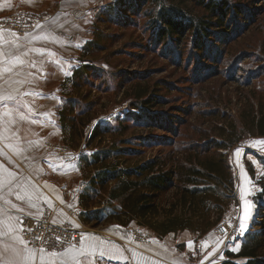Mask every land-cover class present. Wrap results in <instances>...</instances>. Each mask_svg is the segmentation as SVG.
Wrapping results in <instances>:
<instances>
[{"label":"rangeland","instance_id":"obj_1","mask_svg":"<svg viewBox=\"0 0 264 264\" xmlns=\"http://www.w3.org/2000/svg\"><path fill=\"white\" fill-rule=\"evenodd\" d=\"M114 1L32 0L30 3L29 0H14L13 9H4L0 13V28L15 32L19 37L18 43L23 46L21 51H27L28 55L23 58L25 60L29 58L30 61L29 64L23 66L22 70L28 67L29 70L35 69L43 74L41 84H39L43 88L51 89L55 95V97L52 95L51 103L56 105L58 128L48 129L49 132L46 136L51 138L52 154L55 153L57 155L54 156L62 157V160L58 161L57 168L60 171L58 179L63 182V185H67L64 187V189L66 188L64 191L66 201L64 203L55 202L54 205L45 207L42 215L45 216L52 212L51 218L54 221L57 211L62 210L66 218L61 225L78 230L81 234L85 229L86 231L102 230L107 226L128 228L121 239L131 243L130 240L140 241L144 237L150 236V233L159 236L136 219H131L128 225L122 224L124 218L120 219L122 222L117 218H108L100 224L82 220L80 213L87 207L95 211L97 207L102 208L105 205V209H107L109 205L112 206V202H108L109 186H106V189L93 191V203L89 205L82 203L79 195L88 186L91 177L101 168V165L89 164L83 157L90 156L99 149L120 147L127 149L128 153L119 158L112 156L108 161L118 163L116 165L119 167H135L149 158L168 155L173 150L169 147L168 142L166 143V141L174 139L171 134L172 126L174 129L177 128V119L184 120L186 118L182 113L177 114V110L188 109L190 104L194 105L195 110L200 105L203 106V109H219L229 119L233 118L240 129L244 98L251 96L252 90L259 89L261 85L264 86V77L259 82L246 84L245 80L239 81L230 78L229 75L233 72V68L226 66L220 75L204 84H195L193 94L184 98V94L179 90H183L189 85L191 77L189 70H192V67L185 70V66H177L171 57L167 58L163 53L165 52L163 51L164 46L156 53L151 44L143 52L137 49L138 44H135V41H141L139 39L143 38V45H145L144 39L151 35L155 29L152 30L150 26H144L145 22H141L143 21L142 12L152 9L158 4L157 2L164 0H156L144 8H141L140 4L135 6L136 9L138 8V11L135 12L137 19L135 25L125 24L126 18L132 16L129 14L126 17L125 15L128 14H124V8L117 5L112 7L114 9L109 8ZM229 1L236 2L245 9V16L230 14L234 15L235 21L238 20L241 24L249 22L250 17H255L257 15L255 11L261 13V9H264V0ZM8 2L10 1L3 2L2 6L5 7ZM129 2L130 0L126 3L127 7ZM107 10L110 13L107 14ZM120 19L121 21H118ZM244 19L246 21H243ZM145 21H148V18H145ZM37 22L41 27H35ZM212 31L216 37L210 38L208 42L215 45L216 50L212 55H216L221 46L217 42L221 30L212 29ZM139 34L141 35L138 37ZM4 35L6 39H10L7 32ZM93 39L101 46H97L93 52L88 50L84 52L82 49L88 41ZM128 43H131L130 46ZM0 47L6 48L7 45H0ZM169 48L172 53L175 51L174 47ZM84 60L101 69L95 73L93 70L89 75H86L85 85L80 92L84 94L88 92V99L97 100L98 103L96 106L91 104L90 115L93 118L87 125L83 126L80 121L77 122V131L82 133L73 136L68 135L70 128L62 129L58 124V107L64 109L63 93L72 94L74 91L71 80L68 79L75 69L85 62ZM31 62L35 63L34 67L31 66ZM243 65L246 68H250L251 65L252 69L257 67L247 60ZM206 67L212 71L218 69L215 64L201 60L193 72L199 69L206 71ZM16 68L20 69V66H16ZM250 71L247 73L241 69L239 73H243L244 79H247ZM142 74L149 79L141 77ZM155 80H160L163 84L160 86L163 88L157 92L151 90L150 94L156 93V95L162 96L165 104L162 107L147 108L141 104L131 107L130 103L136 101L128 94L127 90L138 83H152ZM138 114H143V116L136 117ZM194 117L191 120H194ZM105 124L111 125V131L91 138L95 127L99 125L102 128ZM213 125H215L214 122L205 121L203 123V126H209V129ZM213 134L212 131L211 136ZM188 135H192L191 129ZM194 137L197 138L198 135H194ZM89 138L91 139L88 140ZM257 141H264V136L245 132L239 143L231 148L222 149L229 170L233 173L232 185L223 190L221 197L224 213L204 234L189 230L196 246L201 249L208 247L214 251L204 259V254L201 253L198 257L191 258L188 264H208L222 260L228 250L237 253L241 249L244 235L250 230L261 229L262 226L256 223L264 221V196L259 195L261 193L260 181L264 177V144L255 143ZM248 157L255 159L254 163ZM232 158L240 159L239 168L243 169L244 175L240 171V177L234 174L235 166ZM239 184L244 188L243 191L237 190ZM238 195L246 199L245 205H242L241 208L238 206ZM217 216L218 214L215 212L211 213L210 220H216ZM59 217L62 218L61 215ZM128 234L132 235L130 240L127 238ZM113 243L119 247L115 242ZM29 247L32 246L29 245ZM101 261L97 259L96 263L101 264Z\"/></svg>","mask_w":264,"mask_h":264},{"label":"trees","instance_id":"obj_2","mask_svg":"<svg viewBox=\"0 0 264 264\" xmlns=\"http://www.w3.org/2000/svg\"><path fill=\"white\" fill-rule=\"evenodd\" d=\"M127 1L115 0L109 8L116 5L124 8V14H128L125 16H132L126 18L125 24L135 25V12L138 11L135 6L140 4L141 8H144L156 0H130L128 7ZM157 3L152 9H146L141 14L144 26L155 29L144 39L145 45L143 38L139 39L141 41H135V44H138L136 48L143 52L151 44L157 53L164 46L163 53L167 58L171 57L177 66H185V70L192 67V70H189L190 81L187 79L189 85L179 90L184 94V98L193 94L195 84H204L220 75L226 66L233 68L230 78L245 80L246 84L259 82L264 77V9H261V13L255 11V17H250L249 22L241 24L230 14L245 16L246 11L236 2L229 0H164ZM106 12L110 13L109 10ZM145 18H148V21H145ZM212 29L221 30L217 40L221 46L216 55H212L216 50L215 45L208 42L210 38L216 37ZM147 41L148 43H145ZM128 44L130 46L131 43ZM97 46L101 45L93 39L88 41L82 50L93 52ZM169 47H174L175 51L172 53ZM201 60L215 64L218 69L212 71L206 67V71L199 69L193 72ZM246 60L257 67L252 69L250 65V68H246L243 65ZM84 61L68 79L71 80L74 91L72 94L63 93L64 109L58 107V124L62 129L70 128L68 135L73 136L82 133L77 131V122L80 121L83 126L87 125L93 118L90 115L91 104L96 106L98 103L97 100L88 99V92L84 94L80 91L85 85L86 75L101 68ZM241 69L247 73L253 71H250L249 78L244 79L243 73H239ZM141 77H144V74ZM144 79L149 78L145 76ZM160 85H163L160 80H155L152 83L143 82L130 87L127 92L136 101L130 103V106L141 104L147 108L162 107L165 104L162 96L150 94L151 90L157 92L162 89ZM244 100L240 129L233 118L229 119L219 109H203L200 105L195 110L192 104L188 105V109H178L177 114L182 113L186 118L177 119V128L172 126L171 134L174 139L166 143L168 142L173 150L168 155L149 158L135 167H119L116 165L118 163L108 161L112 156L119 158L128 153L127 149L120 147L99 149L90 156L83 157L89 164L101 165V168L91 177L81 194L79 193L82 203H93V191L109 186L108 202H112V206L109 205L107 209L105 205L102 208L97 207L95 211L87 207L85 212L80 213L82 220L100 224L108 218H117L119 221L124 218L123 222H120L128 225L131 219H136L159 237L184 230L206 233L222 217L223 190L231 186L233 181V173L229 170L222 149L239 143L245 132L264 136V86L252 90L251 96ZM85 116L86 119L82 121ZM138 116L143 114L136 115ZM193 116L194 120H191ZM205 121L214 122L215 125L209 129V126H203ZM110 126L105 124L101 128L97 125L91 138L111 131ZM188 129L192 130V135H188ZM260 185L259 195L264 196V177L263 180L261 178ZM214 212L218 216L216 220L211 221L210 214ZM256 224L261 225V229L247 232L239 252L228 250L225 253L226 258L219 264H264V221H258Z\"/></svg>","mask_w":264,"mask_h":264},{"label":"crops","instance_id":"obj_3","mask_svg":"<svg viewBox=\"0 0 264 264\" xmlns=\"http://www.w3.org/2000/svg\"><path fill=\"white\" fill-rule=\"evenodd\" d=\"M5 1L7 0H0V13L4 9L14 8V0H9L10 2L3 7L2 4ZM26 60L30 61L29 58ZM15 70L19 69L16 68ZM9 75L5 73L4 79H0L1 97L4 95L5 88L7 87L5 79ZM42 77L43 74L39 71L35 69L29 70L26 67V69L20 71L19 77H15L16 79L25 80V83L16 86L19 88V93H12L16 96V100L4 101L0 99V135L3 134L6 121L14 120L19 122L18 141L11 139V132L8 133L10 137L8 141L0 139V149H2V152H0V164H3L9 170L23 171L30 178L31 184L36 186L35 192L39 197L34 198L32 201L35 207L29 206L27 201H16L15 196L8 197L10 201L16 203L22 209V211H17L16 209L9 208L10 214L18 216L19 219L23 215L40 217L45 207H50L55 202L64 203L66 201L64 197L66 188L64 189V187L67 185H63V182L58 179L60 171L57 165L59 164L58 161L62 160V157L54 156L57 155L55 153L52 154L51 138L48 135L46 136L47 132H49L48 129L58 128L56 124V105L51 103L52 95L54 97L55 95L51 89L43 88L40 85ZM7 91L11 92L12 90L8 88ZM24 93H30V95H24ZM5 112H9L10 115H4ZM21 115H23L24 119H20ZM16 128V124L11 125L12 130ZM29 142H31V146H29ZM9 143L14 144L21 150L20 156L16 155L13 148L7 147ZM239 160L238 158H232L235 166L234 174L237 177H240L239 171L244 175L243 169L239 168ZM249 160L253 162L255 159L250 158ZM241 188L243 187L239 184L237 190L243 191L244 188L242 190ZM238 199V206L241 208L242 205H245L246 199L243 196L242 198L239 197V195ZM0 206H3V201H0ZM65 218L66 216L62 210H58L54 222L57 224L64 223ZM127 230L128 228L124 227L107 226V228L102 230L93 229L86 231L85 229L83 235L110 241L109 244L104 245L106 249H123L124 255L128 257L127 261L105 258L101 261V264H188L191 258H196L202 253L204 254V259L205 256H209L214 251L210 248L208 249V247H205V251V248L201 249L196 246L189 230H184L177 234L172 232L164 237L162 236L163 238L157 237L155 234L151 235L152 233H150V236H146L140 241L133 239L131 241L130 237L132 235L128 234L127 238H129L131 243H127V241L121 239ZM113 242L119 247H116ZM133 251L137 253L136 257H133ZM141 257L144 258L142 261ZM223 257L226 258V255ZM220 261L209 262L208 264H219Z\"/></svg>","mask_w":264,"mask_h":264},{"label":"snow or ice","instance_id":"obj_4","mask_svg":"<svg viewBox=\"0 0 264 264\" xmlns=\"http://www.w3.org/2000/svg\"><path fill=\"white\" fill-rule=\"evenodd\" d=\"M31 3L32 0H29ZM35 27L39 28L41 25L37 22ZM5 32L8 33L10 39L5 38ZM28 35V34H26ZM19 37L15 32L0 28V45H7L6 48H0V79H4V74H10L5 79V85L7 86L4 91V95L0 99L16 100V96L12 93H19L17 85H22L25 80L16 79L20 76V70L29 61L23 57L28 55L27 51H21L23 47L18 43ZM16 66H20L19 70H15ZM31 66L34 67L35 63L31 62ZM30 75V74H29ZM11 88V92L7 91ZM24 95H30V93H24ZM19 103V101H17ZM5 107H7L5 105ZM4 115H10L9 112H5ZM20 119H24L23 115ZM16 124L15 130L11 129V125ZM19 122L14 120H8L5 122L3 134L0 135V139L8 141L10 139L8 133L11 132L12 140H19L18 127ZM255 143L264 144V141H257ZM31 146V142H29ZM7 147L13 148L17 156L21 155V150L14 144L9 143ZM2 152V149H0ZM35 185L31 184V180L26 176L23 171L17 172L9 170L3 164H0V201H3V206H0V264H96V260L117 259L127 261L128 257L124 255L123 249L113 248L108 250L104 245L109 244L110 241L102 240L100 238H90L83 234L80 235V240L77 242L76 237L71 239H63L61 237L55 238V243L52 246V250H48L45 245L48 244L47 240H44L40 246L33 245L32 240L25 239L24 228L21 226L18 216L10 214L9 208L22 211L8 199L9 196H15L16 201H27L28 205L35 207L32 203L34 198H39L35 192ZM247 207V206H246ZM243 227V224H241ZM35 240H41L42 237H35ZM29 245H33L29 247ZM61 245H63L61 247ZM137 253L133 251V257H136ZM141 261L144 259L140 258Z\"/></svg>","mask_w":264,"mask_h":264},{"label":"built area","instance_id":"obj_5","mask_svg":"<svg viewBox=\"0 0 264 264\" xmlns=\"http://www.w3.org/2000/svg\"><path fill=\"white\" fill-rule=\"evenodd\" d=\"M51 215L52 212L40 217H33L29 215L21 216L20 221H22L21 226L24 228L23 235L25 236V239L32 240L33 245L37 247L40 246L44 240H47L48 244L45 245V247L49 250H52L56 237L71 239L75 236L77 242L80 240V231L74 230L65 225L57 224L52 220ZM38 236L42 237V239L35 240L34 238ZM62 246L63 245H61V247Z\"/></svg>","mask_w":264,"mask_h":264}]
</instances>
